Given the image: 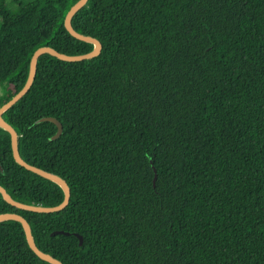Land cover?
Returning <instances> with one entry per match:
<instances>
[{
    "label": "trees",
    "instance_id": "16d2710c",
    "mask_svg": "<svg viewBox=\"0 0 264 264\" xmlns=\"http://www.w3.org/2000/svg\"><path fill=\"white\" fill-rule=\"evenodd\" d=\"M79 1L0 0V109L38 49L94 50L65 28ZM71 24L102 54L42 55L3 118L23 160L65 180L72 199L44 214L0 193V214L24 217L63 264H264V0H89ZM49 117L64 125L55 141L57 125L37 123ZM0 186L26 205L65 199L15 161L2 128ZM0 264L50 263L9 220Z\"/></svg>",
    "mask_w": 264,
    "mask_h": 264
},
{
    "label": "water",
    "instance_id": "95a60500",
    "mask_svg": "<svg viewBox=\"0 0 264 264\" xmlns=\"http://www.w3.org/2000/svg\"><path fill=\"white\" fill-rule=\"evenodd\" d=\"M88 1L89 0H80L71 8V10L69 11V13L67 14V17L65 19V28L70 33V35L73 36L74 38H76L80 41L87 42V43L94 45V47H95L94 50L90 54H86V55L69 56V55L62 54V53H60V52H58V51H56L50 47H43V48L38 49L36 51V53L33 55V58L31 60L30 72H29V77H28L26 85L11 101H9L7 104H5L0 109V128L4 129L5 131H7L11 135L12 151H13V156H14L15 161L20 166L27 169L28 171L33 172V173H35V174H37V175H39V176H41V177H43L49 181H52V182L58 184L59 186L62 187L64 194H65V199H64L63 203L60 204L59 206L42 207V206L26 205V204L19 203V202L15 201L3 187L0 186V193L4 197V200L7 203H10V205H12L18 209H21V210L34 212V213H44V214L61 212L69 205L70 200L72 199L71 198V189H70L69 185L67 184V182L65 180H63L61 177H59L55 174H52L50 172L44 171V170L37 168L35 166H32L23 160V158L21 157L20 152H19L18 134L15 131V129L11 126V124H8L5 121V119L3 118V115L6 111H8L10 108L12 109L13 106H15L20 100H22L24 98V96L32 88V86L35 82L36 76H37L38 61L42 55L50 54V55L56 57L57 59H59L61 61L73 63V62H81V61H85V60L94 59V58H96L102 54L103 46L100 43V41H98L95 38L85 36V35L78 33L77 31H75V29L72 27V24H71L72 18L81 9H83L87 5ZM43 122H51V123H54L55 125H57L58 132L52 138L53 141H55L61 137V135L63 134V130H64V128H63L64 125H62L61 122H59L55 118L49 117V118H43V119L39 120L37 123L40 124ZM156 178H157V175L155 177V182H156ZM9 220L10 221H17V222L21 223V225L24 228L29 247L41 260L48 262L50 264H63L62 262L58 261L57 259H55L51 255L42 252L37 247L35 240H34V237H33V234H32L31 226H30L29 222L24 217L17 215V214H10V213L9 214H0V222H6ZM56 234H63V235H67V236L72 235V234H70L68 232H64V231L55 232L54 235H56ZM74 235L79 238L80 246H82L83 242H84L83 237L77 233Z\"/></svg>",
    "mask_w": 264,
    "mask_h": 264
},
{
    "label": "rangeland",
    "instance_id": "374dc122",
    "mask_svg": "<svg viewBox=\"0 0 264 264\" xmlns=\"http://www.w3.org/2000/svg\"><path fill=\"white\" fill-rule=\"evenodd\" d=\"M0 95H1V89H0Z\"/></svg>",
    "mask_w": 264,
    "mask_h": 264
}]
</instances>
